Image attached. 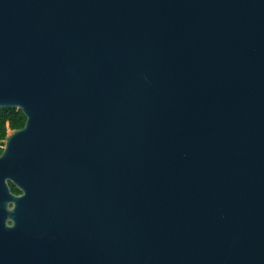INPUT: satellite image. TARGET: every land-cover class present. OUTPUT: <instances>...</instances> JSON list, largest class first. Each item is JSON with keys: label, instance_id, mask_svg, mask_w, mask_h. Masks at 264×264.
Segmentation results:
<instances>
[{"label": "water", "instance_id": "1", "mask_svg": "<svg viewBox=\"0 0 264 264\" xmlns=\"http://www.w3.org/2000/svg\"><path fill=\"white\" fill-rule=\"evenodd\" d=\"M5 108L0 264H264V0H0Z\"/></svg>", "mask_w": 264, "mask_h": 264}, {"label": "trees", "instance_id": "2", "mask_svg": "<svg viewBox=\"0 0 264 264\" xmlns=\"http://www.w3.org/2000/svg\"><path fill=\"white\" fill-rule=\"evenodd\" d=\"M26 117L21 110L15 108L0 109V155L3 151L7 133L13 129H21L25 126ZM14 193L20 191L10 183Z\"/></svg>", "mask_w": 264, "mask_h": 264}]
</instances>
